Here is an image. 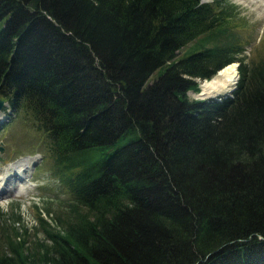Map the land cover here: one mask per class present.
I'll use <instances>...</instances> for the list:
<instances>
[{
  "label": "trees",
  "instance_id": "16d2710c",
  "mask_svg": "<svg viewBox=\"0 0 264 264\" xmlns=\"http://www.w3.org/2000/svg\"><path fill=\"white\" fill-rule=\"evenodd\" d=\"M237 8L0 0L6 126L41 133L71 199L39 209L33 246L0 209V264H264V57L243 54ZM233 62L230 95L189 98Z\"/></svg>",
  "mask_w": 264,
  "mask_h": 264
},
{
  "label": "rangeland",
  "instance_id": "374dc122",
  "mask_svg": "<svg viewBox=\"0 0 264 264\" xmlns=\"http://www.w3.org/2000/svg\"><path fill=\"white\" fill-rule=\"evenodd\" d=\"M228 1L238 6L235 30L241 35L243 54L248 59L258 60L264 57V0ZM191 50L189 45L184 46L177 55L188 54ZM163 71L164 68L157 69L152 74L150 82ZM197 81L199 86L204 83L200 78H197ZM201 92L200 87L199 92L189 91L187 94L190 99H201L198 96ZM6 107L8 105L0 112V177L5 176L7 172L12 173L10 168L13 167L22 178L13 179L6 185L10 191L0 195V209L6 215L14 212L13 208L16 209L20 218L14 220L13 224L20 230L26 228L30 246L35 245L37 240L48 243L39 228L37 212L40 209L43 217L50 222V215L63 211L71 199L54 175L52 160L41 145L43 140L41 133L22 118L6 126L10 121L6 118L8 111L13 113ZM21 163L26 165L28 169L26 173L17 168ZM46 205L51 207L50 213L45 210Z\"/></svg>",
  "mask_w": 264,
  "mask_h": 264
},
{
  "label": "bare ground",
  "instance_id": "6f19581e",
  "mask_svg": "<svg viewBox=\"0 0 264 264\" xmlns=\"http://www.w3.org/2000/svg\"><path fill=\"white\" fill-rule=\"evenodd\" d=\"M236 79L237 67L236 62H233L219 70L211 79L203 80L204 83L201 86V90L203 92L202 95L209 97L213 96L211 95L213 93L218 95L223 92H228L235 85ZM17 168H20L19 170H21L26 168V165L21 163L19 166H17ZM13 169V167L10 168L12 173L7 172L5 176L0 177V195L7 194L10 191V188H8L6 185L11 183L13 179L19 178L20 173Z\"/></svg>",
  "mask_w": 264,
  "mask_h": 264
},
{
  "label": "water",
  "instance_id": "95a60500",
  "mask_svg": "<svg viewBox=\"0 0 264 264\" xmlns=\"http://www.w3.org/2000/svg\"><path fill=\"white\" fill-rule=\"evenodd\" d=\"M236 67H238V63H236ZM237 78H238V70H237ZM236 82H237V81H236ZM199 87H201V86H199ZM234 87H235V86H234ZM234 87H232L231 90H232ZM231 90H230V91H231ZM202 93H203V92L199 93V97H200V98H204V97H206V96H203ZM228 93H229V92H226L225 95L228 94ZM4 105H5L4 100L0 98V110L3 108Z\"/></svg>",
  "mask_w": 264,
  "mask_h": 264
}]
</instances>
